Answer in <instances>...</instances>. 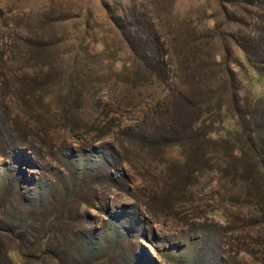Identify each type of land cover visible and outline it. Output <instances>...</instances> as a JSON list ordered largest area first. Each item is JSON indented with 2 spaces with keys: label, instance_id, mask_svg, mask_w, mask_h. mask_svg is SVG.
<instances>
[{
  "label": "rangeland",
  "instance_id": "1",
  "mask_svg": "<svg viewBox=\"0 0 264 264\" xmlns=\"http://www.w3.org/2000/svg\"><path fill=\"white\" fill-rule=\"evenodd\" d=\"M104 2L133 15L146 63L103 0H0V227L24 204L68 216L69 263L264 264V176L223 137L243 109L264 123L252 99L264 79L229 37L256 28L257 45L261 10L253 0L224 3L226 13L220 0ZM226 50L245 66L231 65L248 99L237 98L231 119L214 108L200 141L186 106L209 90L197 84L200 61ZM211 85L232 104L228 77ZM9 247L0 237V257Z\"/></svg>",
  "mask_w": 264,
  "mask_h": 264
},
{
  "label": "trees",
  "instance_id": "2",
  "mask_svg": "<svg viewBox=\"0 0 264 264\" xmlns=\"http://www.w3.org/2000/svg\"><path fill=\"white\" fill-rule=\"evenodd\" d=\"M220 2L222 7H224V3L240 6L242 0H220ZM253 2L255 6L259 8L258 10H261L259 14L254 13V18H257L256 22L259 23L264 17V15H261L264 13V0H253ZM103 4L110 20L120 29L130 49L135 55L140 57L141 62L146 63L143 59V50L138 48L137 42L130 34V29L135 26L133 15L125 14V16H119L114 5L109 2H104V0ZM120 9L122 11H128L130 8L128 5H124L121 6ZM224 12L226 13V10ZM153 25L154 24L151 26ZM188 25L192 26V22L188 23ZM255 32L256 28L251 30L252 34L246 39H242L239 34L235 33H230L229 37L242 49L248 65L259 78L263 80L264 34H261L262 36L258 39L259 42L257 41V45L254 46L256 40V37H254ZM220 37L223 41H226L223 35L220 34ZM199 53L200 52H198V54ZM228 54L227 51V57L223 61H219L217 59L218 56H210L206 57V60H201L199 64L201 66V70H199L201 76L198 77L197 84L204 83L203 85L207 86L209 90H200L196 93L197 95L192 101L189 100L186 107L192 114V118L188 124V130L193 133L196 132L194 137L200 141L203 140L206 133L200 132L199 128L204 124L205 119H213V112H215L214 108L223 111L226 114V118L231 119L230 112L237 110L242 101L240 100L239 102L237 98L241 97L238 93L240 90H243V85L239 75L231 65L239 66L241 69H244L245 66L240 61V58H231ZM159 63L166 64L164 58H161ZM151 65L153 69H155V65ZM160 65L157 63L156 67H161ZM222 77H226V79L228 77L232 81V104L227 103L228 105H226L222 103L219 96L216 95V91H213L212 85L210 86V84L215 82V79L219 80L222 79ZM237 86L239 87L237 88ZM233 89H237V94L234 93ZM252 97L255 103H264V95H254ZM241 98L243 102L248 99V97L244 98L243 96ZM240 113L244 114L241 115L243 118L239 122L234 123L230 132L223 137L229 141L232 150L247 157V166L249 170H253L254 173L264 176V123L259 121V114L255 113L250 108L243 109ZM219 121L220 120H214V122ZM25 209L24 204H16L13 207L14 212L11 216L14 220L12 219V222H9L10 224H7V226L0 227V237L9 238L14 245V248L9 247L2 254L0 257V264H41L45 262L47 264H79V255H74L72 263H69V260L62 256L64 253H68V251L73 249L71 245L74 244L73 241H69V236L65 234V227H69L70 230L72 226L69 224L70 219L67 218L68 216H62L56 209L51 210L49 213L48 211H46V213H41L35 209L29 210L30 208H27L29 221L27 220L25 224H21L19 213ZM93 249L94 247H90L91 251ZM12 250L18 251L21 255V259L16 255V257L11 255L10 252ZM87 264H97L95 255L88 257Z\"/></svg>",
  "mask_w": 264,
  "mask_h": 264
}]
</instances>
